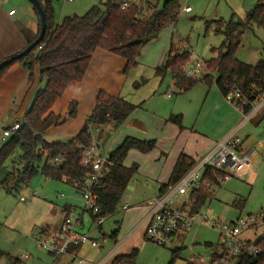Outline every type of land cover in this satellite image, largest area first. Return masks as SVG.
<instances>
[{
	"label": "rangeland",
	"instance_id": "1",
	"mask_svg": "<svg viewBox=\"0 0 264 264\" xmlns=\"http://www.w3.org/2000/svg\"><path fill=\"white\" fill-rule=\"evenodd\" d=\"M99 1L93 5L100 6ZM250 2L251 0H246L247 4ZM224 3H226L224 0L221 3L220 0L219 2L218 0H181V11L177 24L165 29L142 46L138 65L135 68L126 72V61L123 59L124 62L120 56L106 51L110 57L101 58L96 67L93 66L92 69L87 70L88 75L85 77V74L80 82L81 87L78 85L72 94V90L66 92L54 106V113L61 116L65 123L44 136L45 141L50 144L67 141L79 134L92 113L96 99L101 92L120 97L140 107L137 115L127 126L114 133L113 128L106 130L112 132L113 135L104 148H101L103 153L108 155L109 150L123 143L126 136L146 142L153 140L156 143L155 149L152 151L153 154H151L152 152L143 154L132 151L125 160L128 167L136 164L139 170L124 193L115 214L105 218L102 231H99L88 215L84 216L85 229L83 233L88 234L91 239L98 241L99 245L103 246L99 248H92L90 245L83 246L82 252L86 261L98 262L115 248L116 244L111 239V235L115 231L120 232L119 242L126 240L119 255H131L137 251V264H187L194 258L208 259L212 247L219 244L218 232L200 224L194 226L186 239L175 241L172 248H164L148 241L144 238V230L138 228L140 220L148 210L147 203L154 197H158L162 185L166 181V183L169 182L167 172L163 169L166 167V163H164L166 159L170 158L169 162L173 160L178 146L187 147L196 144L195 138L190 134L194 133L193 125L202 106L203 97L202 95L191 97L188 94H180L174 85L170 71L164 70L170 56L171 46L182 47V51L191 54L192 60L199 59L205 63L211 60L215 55L213 50L222 46L224 38L216 35L213 27L207 29L205 19L211 18L218 12L220 13L219 17L223 15L226 21H230L231 15L224 14ZM54 5L57 7V11L55 10L56 24H59L63 8L66 6L75 7L73 3L63 0H54ZM2 6L7 12L10 8H16L19 11V17L29 16L32 12L35 14L33 6L27 0H2ZM186 6H190L193 12L183 14L182 10ZM88 10L81 8L77 15L83 16ZM65 17H67L66 14ZM236 58L250 66H261L264 62V31L253 28L246 32L241 38ZM46 83L45 79L37 80L33 95L24 103L27 111L36 92L44 89ZM199 85L207 86L205 83ZM168 95L172 96L171 99L168 98ZM74 103L77 104L76 113L74 117L70 118L69 107ZM18 104L21 105L22 102ZM179 115H182L184 129L178 124H173L175 128L173 130H179L177 137V135L169 134V129L165 128L163 121L169 123L168 120L171 116ZM24 116L25 114H10L4 119V124L10 127L15 123L12 124L14 119L22 121ZM255 124L253 122L244 131L248 133V130L254 128ZM261 124L262 122L258 125ZM164 130L167 131L164 133ZM183 130L186 134L182 133ZM261 133H264V127L257 134L256 132L252 133V137L258 139ZM96 137L97 135L94 134L93 139ZM0 139L2 140L1 148L8 141L3 140L2 130H0ZM112 140L115 141V145L111 144ZM22 154V150L18 148L5 166V171L12 174L13 184L18 183L17 176L24 168ZM43 165L44 160L37 166L38 174L27 179L25 183H19L20 188L17 191L12 194L0 191V250L7 255L0 261V264H11L10 258L16 259L23 256H27L23 259L28 258L25 261L26 264H60L55 256L39 247L38 241H40L41 234H45L41 232V228L46 227V224L50 223L49 221L52 226L58 224L61 213L58 214L59 218H56L53 208L60 212L65 204H68L74 207L75 214L78 215L83 209V202L81 195L73 187L63 181H51L43 177L41 174ZM2 178L3 176L0 175V181ZM35 193L36 197L33 196ZM212 194L211 200L207 201L201 209V214L209 216L211 219L234 222L238 218L264 215V152L253 157L252 169L247 177L239 180L233 179L221 187L215 188ZM61 195H64L65 198H60ZM21 198L26 199L27 203L21 202ZM188 199V196H184L181 201ZM241 201H243V205L240 209L235 204ZM125 204L131 209L123 211ZM45 218L48 220H44ZM129 235L131 236L129 237ZM262 235H264V225L257 229L245 230L240 237L243 241H255ZM175 250H180L177 259H173L172 256V251Z\"/></svg>",
	"mask_w": 264,
	"mask_h": 264
},
{
	"label": "trees",
	"instance_id": "2",
	"mask_svg": "<svg viewBox=\"0 0 264 264\" xmlns=\"http://www.w3.org/2000/svg\"><path fill=\"white\" fill-rule=\"evenodd\" d=\"M127 1V0H124ZM181 0H166L159 10L148 8L149 16L141 18V7L137 3H130L124 10L120 5L111 0H105L100 6L92 7L83 16L66 17L61 24L55 23V13L50 0H39L44 9L47 20V29L43 41L27 56L11 63L0 71V80L15 63L22 64L29 72L28 80L34 81V72L39 70L41 80H46L44 89L38 90L34 100L26 112L23 128L18 131L0 148V191L12 194L20 188L19 183L38 174V164L44 160L41 174L48 180L62 182L73 187L75 182L84 181L91 172L82 165L84 149L92 145V136L89 134L91 127L111 124L118 128L137 109V106L126 100L101 92L96 99L95 107L87 118L79 134L67 141L48 143L44 136L51 130L65 123L61 116L54 113V106L63 97L68 88L75 83H80L97 49L109 51L120 56L126 61V72L138 65L142 46L150 39L158 36L167 27L177 24L180 16ZM207 29L213 27L216 35L224 38V43L219 49L213 50L214 57L206 62L209 74L203 77H186L184 74L185 63L190 55L173 47L164 70L170 71L174 85L180 91L186 92L197 83L203 82L208 87L216 84L220 93L226 98L235 89L241 90L251 102L257 100V92L264 95V66H250L236 58L237 50L242 36L253 28L264 31V0H259L258 5L251 10L245 20L232 18L230 21L218 19L206 23ZM41 30L28 42V46L35 42ZM137 87V85H136ZM77 104L69 108L70 118L75 116ZM245 114L251 108L244 110ZM169 123L178 124L183 128L182 115L171 116ZM155 141H141L127 137L123 143L110 154L113 166L97 187L101 216L115 214L126 190L138 173L136 164L125 166V160L132 151L149 154L155 149ZM23 152L21 159L24 162L22 172L17 176L18 183H12V174L5 171L6 163L14 156L17 149ZM42 148L44 154H39ZM63 156L64 162L60 165H51L55 158ZM197 162L186 155H181L174 168L169 183L179 181ZM215 173L207 171L205 178L213 180ZM168 183V184H169ZM167 184V185H168ZM167 185L162 186L163 192ZM214 190H202L193 194L197 199L196 210L211 200ZM242 208L243 201L235 204ZM69 213V209L66 208ZM115 232L111 238L116 240ZM255 247L259 254L252 256L243 251L237 264H264V235L255 241L247 242ZM180 250L172 251L173 259L179 257ZM7 256L0 251V261ZM138 252L131 255H118L111 264H137ZM11 264H20V261L10 258ZM187 264H196L187 262Z\"/></svg>",
	"mask_w": 264,
	"mask_h": 264
},
{
	"label": "built area",
	"instance_id": "3",
	"mask_svg": "<svg viewBox=\"0 0 264 264\" xmlns=\"http://www.w3.org/2000/svg\"><path fill=\"white\" fill-rule=\"evenodd\" d=\"M64 2H73L74 0H63ZM120 5L124 10L130 3H137L141 7V18L149 16L148 8L151 0H111ZM155 9L152 5H150ZM15 10L10 12V16L15 14ZM185 13H191V8H185ZM189 52V51H188ZM190 53V52H189ZM186 77H203L209 74L206 63L199 59L192 60L184 66ZM258 93L257 100L251 102L250 99L241 91L235 89L226 97V100L242 111L251 108V112L259 111L264 103L262 102L261 92ZM250 112V113H251ZM24 120L15 122L12 126L2 130L5 140L12 138L23 128ZM107 129H112L111 124L105 126L91 127L89 134L92 136V145L84 149L82 165L89 168L91 172L84 181L75 182L73 188L81 195L83 209L76 215H68L62 222L58 231L53 233L41 234L38 245L40 248L59 258L77 251L85 245L92 248H99V243L83 233L84 216L88 215L97 228H102L105 218L101 216L99 206V197L96 193L100 181L106 176L113 162L110 156L103 153L94 134L100 136ZM256 147L247 148L245 142L235 134L225 138L212 152L199 160L196 165L190 169L179 181L169 183L158 197L151 199L147 203V213L142 220L141 227L144 228L145 238L158 246L172 248L176 237L181 233H189L196 224L208 226L217 231L219 235V244L212 247L211 255L208 259L194 258L189 262L196 264H237V260L243 251L255 256L259 251L247 242L241 239L243 231L248 229H257L264 225V215L249 216L247 218H238L234 222H223L220 219H211L209 216L201 214V209L196 210L197 199L193 194L202 190L212 191L221 187L223 184L233 180L245 178L249 175L253 165V157L256 154ZM39 154H44L42 148L38 149ZM64 162V157L59 156L50 162L51 165H60ZM215 173L213 180L205 178L206 172ZM66 181V179H65ZM188 196L187 201H181V198ZM60 198H65L61 195ZM25 201V199H21ZM178 205V207H175ZM130 208L126 204L124 211ZM124 244L117 245V249ZM27 257V256H23ZM77 257V256H76ZM75 264H92L88 261L76 258Z\"/></svg>",
	"mask_w": 264,
	"mask_h": 264
},
{
	"label": "crops",
	"instance_id": "4",
	"mask_svg": "<svg viewBox=\"0 0 264 264\" xmlns=\"http://www.w3.org/2000/svg\"><path fill=\"white\" fill-rule=\"evenodd\" d=\"M44 1L45 0H43V2ZM50 1H51L52 6H53V9H54L55 20H56L57 7L54 5V0H50ZM97 1H99V0H79V2H76V0H74L71 3H73V5H75V7L70 8V7L66 6L65 8L62 9L61 16L59 19V24H61V22L66 18L65 14L67 15V17L77 15L78 12H80L81 8H85V10H88L89 8H92L91 6L94 7L93 4H95V2H97ZM104 1L105 0H100L99 4H102ZM165 1L166 0H151L150 5H152L153 7H156L157 9L160 10L163 7ZM221 1L222 0H220V3H221ZM224 1L226 2V3H224V5H225L224 14H226L228 16L231 15V19L235 18L237 20H243V21L245 20L247 14L251 10H253L258 5V2H259V0H251L250 4H247L246 0H224ZM218 2H219V0H218ZM84 6H86V7H84ZM95 6H97V5H95ZM185 8H191V7L186 6ZM184 9L182 10L183 14L185 13ZM12 10H15L16 12L13 16H10V12ZM33 11L35 12V14H33V12H32L29 14V16L27 15L26 17L25 16L19 17V11L16 8H14V7L10 8L7 12L5 10V8L2 6V0H0V63L5 61V60H8L9 58H12L13 56H16L17 54H20L22 51H24L28 46V42L31 39H33V37L37 34L38 27L40 25V17L34 8H33ZM192 12H193V10H192ZM186 14H190V13H186ZM216 14L214 16H212L211 18L205 19L206 23L213 22V21L218 20V19H223L226 21V19L223 15H222V17H219L220 13L217 12ZM169 27H167V28H169ZM173 47H175V46L172 45L171 49ZM175 48L181 49L182 47H175ZM107 53L108 52H106L105 50L97 49L91 58V62L89 65L90 68H88V70L92 69L93 66L96 67L98 65L97 63L101 60V58L102 59H104L106 57L109 58L110 56H108ZM119 59H121V58H119ZM121 60H123V59H121ZM261 66H264V62L262 63ZM34 75H35L34 81H33V83H30L28 80V76H29L28 70L22 64L15 63L14 65H12L10 67V69L7 71V73L0 80V122H2L1 123L2 128L0 127V130H3L7 127L4 124L5 123L4 119L7 118L10 114L11 115H15V114L24 115V114H26L27 109H25L24 103L31 98V96L33 95V90L36 86L35 83L37 82L38 79H40L39 70L37 68L34 72ZM87 75L88 74L86 73L85 77H87ZM40 81H41V79H40ZM200 83H203V82H199V84ZM199 84L197 83L192 89H190L189 91H186V92L178 90V92L180 94H183V95L188 94L191 97L192 96L197 97V96L202 95L203 103H202V106L199 110L198 115H196L197 119L193 125V132L196 134H194V133L190 134V136H193V138H195L196 144L189 145L187 147L183 146V145L178 146L173 160L169 162L170 158H168L164 162V163H166V165H165L166 167L163 169H165V171L167 172L169 181H170L171 176L173 174L174 168L178 162V159L181 155L184 154V155L190 157L191 159H193L195 162H198L199 160L204 158L206 155H208L210 152H212L225 138H227L231 134H235L236 136L243 139V141L245 142V146L247 148L256 147V150H257L256 154H258L260 152H264V133H261V135L259 134L258 139H254L252 137V135L255 132L257 134L264 127V106L257 112H254V113L251 112L249 114H244L242 111L237 109L235 106H233L232 104H230L226 100V98L220 93L216 84H212L210 87H208V86L204 87V86H201ZM78 85H80V87H81L80 83L72 84L66 92H68V91L70 92L72 90L71 94L74 93L76 91ZM171 97L172 96L168 95V98L171 99ZM20 102H22V104L17 105V103H20ZM262 102L264 103V95L262 97ZM135 106H137V109L129 116V118L122 125H120L118 128H115L113 133L115 131L121 130L123 127L127 126L128 123H130V121H132V119H134V117L139 112V108H140L138 105H135ZM22 111H24L23 114H22ZM14 122H19V120L14 119L12 124ZM163 122H165L164 123L165 128H167V130L169 129V134L173 135V136L177 135V137H178L179 130L177 131V129H176V131H175V130H173V129H175L173 124L166 123L167 121H163ZM253 122L256 123L255 127L252 128L251 130H248V133H246V131H244V130L247 129V127L249 125H251ZM261 122H262V124L258 125ZM182 129H184V127ZM167 130H164L163 132L165 133ZM113 133L106 131L102 135L96 137V142L98 143L100 148H104V145L107 142H109V140H110L109 138L113 135ZM182 133L186 134V132H184V130L182 131ZM126 137H132V136H126ZM3 140L5 141L4 137H3ZM1 141L2 140L0 139V142ZM112 143H114V145H115L114 140H112L111 144ZM120 145H118V146H120ZM0 146H1V143H0ZM111 146H113V145H111ZM116 148H114V149H116ZM114 149L109 150V153H108L109 156ZM153 153L154 152H152L151 154H153ZM124 164H125V166H127L126 163H124ZM236 180H239V179H236ZM63 182L66 183L65 179H63ZM166 182L162 186L167 185L169 183V182L168 183H166ZM161 188H160V190H161ZM160 190H159V195L161 194ZM33 196L36 197V193ZM21 202L27 203V200L26 199H25V201L21 200ZM66 208L69 209V213L66 211ZM129 208L131 209V207H129ZM53 209L56 213V218H59L58 214L61 213L60 220H59L58 224L55 226H52L51 221H49L50 223H47L46 227L41 228V232H43V233H53V232L58 231V229L60 228L64 219L68 215L74 214V212H75L74 207H72L71 205H68V204H65V206L62 208V210L60 212H57L55 210V208H53ZM146 213H147V210L145 211V215H146ZM145 215L143 216V218L145 217ZM143 218L140 220L141 222H140V226L138 229L141 228L144 230V228L141 227V223H142ZM46 219L48 220V218H45L44 220H46ZM84 229H85V220H84L83 230ZM99 231H102V228H99ZM115 232H118L116 240L111 238L116 244L115 248L112 249L108 254L104 255L100 261L95 262V263L88 261L89 263H92V264H111L112 260L116 256L119 255V252L121 251V248L125 244L126 240L122 241V242H124V244L121 246V248L117 249V245L121 244L122 242L118 241L120 232L119 231H115ZM188 234H190V232L179 234L176 237L175 241H182V240L186 239ZM112 235H111V237H112ZM131 235H129V237ZM143 235L145 238V231H144ZM244 242H249V241H244ZM104 243H105V240L103 241V244ZM99 246L101 247L102 245L100 244ZM82 249L83 248H80L77 251H72L70 254H67V255L59 257V258L56 257L58 260V263L61 264L63 262L64 264H68L70 261L69 264H75L77 262V260H76L77 257L85 260V258L83 257ZM2 252H4V251H2ZM23 258L24 257H21V258L17 257L16 259L20 261V264H26L25 261L28 258H25V259H23Z\"/></svg>",
	"mask_w": 264,
	"mask_h": 264
},
{
	"label": "water",
	"instance_id": "5",
	"mask_svg": "<svg viewBox=\"0 0 264 264\" xmlns=\"http://www.w3.org/2000/svg\"><path fill=\"white\" fill-rule=\"evenodd\" d=\"M27 1L33 6V8L37 11L40 17V24H41L40 35L35 42L27 46V48L24 51H22L20 54H17L16 56H13L12 58H9L8 60L1 62L0 71L3 70L5 67H7L9 64L13 63L14 61H17L29 55L44 39L46 29H47V20H46V14L44 12V9L41 6V3L39 2V0H27Z\"/></svg>",
	"mask_w": 264,
	"mask_h": 264
}]
</instances>
